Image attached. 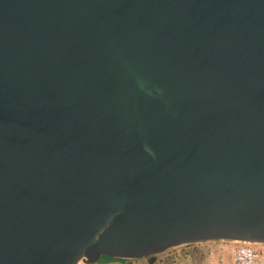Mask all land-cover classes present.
Returning <instances> with one entry per match:
<instances>
[{"label":"water","instance_id":"1","mask_svg":"<svg viewBox=\"0 0 264 264\" xmlns=\"http://www.w3.org/2000/svg\"><path fill=\"white\" fill-rule=\"evenodd\" d=\"M264 242V0H0V264Z\"/></svg>","mask_w":264,"mask_h":264},{"label":"rangeland","instance_id":"2","mask_svg":"<svg viewBox=\"0 0 264 264\" xmlns=\"http://www.w3.org/2000/svg\"><path fill=\"white\" fill-rule=\"evenodd\" d=\"M234 244V243H232ZM236 244V243H235ZM207 242H191L182 243L175 246H170L163 251L147 256L133 259L134 264H207L206 255ZM254 246L264 248V243H254ZM220 255L222 259L221 264L229 263V248H224ZM76 264H101V263H87L83 258H80ZM119 264V263H117ZM212 264H216L212 262Z\"/></svg>","mask_w":264,"mask_h":264},{"label":"built area","instance_id":"3","mask_svg":"<svg viewBox=\"0 0 264 264\" xmlns=\"http://www.w3.org/2000/svg\"><path fill=\"white\" fill-rule=\"evenodd\" d=\"M204 241L207 242V264H212V262L221 264L220 261L222 256L220 252L226 247L229 248L228 264H264V248L253 245L254 243L261 242L225 238L208 239Z\"/></svg>","mask_w":264,"mask_h":264},{"label":"crops","instance_id":"4","mask_svg":"<svg viewBox=\"0 0 264 264\" xmlns=\"http://www.w3.org/2000/svg\"><path fill=\"white\" fill-rule=\"evenodd\" d=\"M138 258V257H137ZM137 258H125L122 260H108V261H92V262H87V263H101V264H125V263H130V264H134L133 259H137Z\"/></svg>","mask_w":264,"mask_h":264},{"label":"trees","instance_id":"5","mask_svg":"<svg viewBox=\"0 0 264 264\" xmlns=\"http://www.w3.org/2000/svg\"><path fill=\"white\" fill-rule=\"evenodd\" d=\"M122 259L125 258H118V257L109 256L107 254H101L95 261L122 260ZM125 264H130V263H125Z\"/></svg>","mask_w":264,"mask_h":264}]
</instances>
